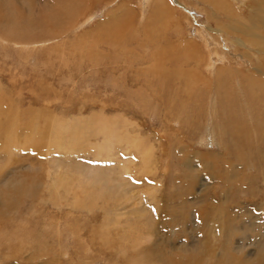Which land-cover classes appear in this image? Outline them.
Returning <instances> with one entry per match:
<instances>
[{
    "label": "rangeland",
    "instance_id": "374dc122",
    "mask_svg": "<svg viewBox=\"0 0 264 264\" xmlns=\"http://www.w3.org/2000/svg\"><path fill=\"white\" fill-rule=\"evenodd\" d=\"M58 1L83 9L68 35L53 37ZM166 1L162 19L153 0H0L4 15L49 31L33 32L47 43L32 45L30 29L17 36L0 27V123L18 140L12 152L0 148V264H264V111L240 112L252 97L236 76L228 108L218 92L199 85L188 95L169 75L193 71L184 44L207 54L202 43L219 30L228 61L215 59L216 68L249 77L264 66V46L247 33H263L264 18L256 0H228L231 15L205 0ZM115 13L109 32L125 31L126 21L128 42L98 45ZM160 65L167 84L148 74ZM257 101L256 110L264 96ZM35 115L43 143L25 145L35 133L11 127ZM124 130L146 141L148 156L129 148Z\"/></svg>",
    "mask_w": 264,
    "mask_h": 264
},
{
    "label": "bare ground",
    "instance_id": "6f19581e",
    "mask_svg": "<svg viewBox=\"0 0 264 264\" xmlns=\"http://www.w3.org/2000/svg\"><path fill=\"white\" fill-rule=\"evenodd\" d=\"M153 1H154L153 4H152L153 11L155 13L159 14V16L163 19L162 14H161V11H163L164 8L166 7L167 1L166 0H153ZM205 1L207 3H210L211 6H213L216 10L221 11V12H224L225 14H229L230 11H229L228 7H225L224 6V3H228L229 6L231 5L232 7H234V5L231 2H229L228 0H205ZM254 3H255V7L258 8V12H259L258 15L259 16L261 15V17L264 18V16H263L264 15V0H256V1H254ZM125 8H126L125 6H122L120 9L122 10V12H124ZM82 9H83V6L82 5L75 4L72 1H68V2H59L58 1V2H56V4H55V10L53 12V15H50V16H53V17H50V18H52V21L54 23L53 24L54 27H49L48 26V30L51 31L52 36L55 37L58 32L61 35H65V36L68 35L70 33V31L74 27V24H75L74 23V20L77 19L79 16L82 15ZM173 9L174 8L172 7V10ZM4 13L7 14L5 12V10L0 9V27H4L6 29L9 28V29H12V30H17L18 31L17 36L21 35L23 33L22 31H28V29H30L29 34L26 36L27 41H34L32 39V37H31V35L35 31H38L39 30V31H43V32H46V33L49 32L48 30L46 31V29H45L47 27L48 23H46L44 21H38V19H34L31 16H30L31 18H28L27 17V18H23L22 19V17L20 16L19 17L20 19L19 18L12 19L11 18V15L10 16L9 15L7 16V15H4ZM51 14H52V12H51ZM231 14L232 13H230L229 15H231ZM120 15H121L120 13H115L112 16V19H109V20L105 21L104 23L108 26V25H110V22L112 21V25H113V23L120 18ZM122 15H123V13H122ZM220 16H222V15H220ZM234 18H236V16ZM125 22L126 21H123V24L126 25L125 31H120L121 29L120 30L116 29V30L112 31L115 34V35L113 34V36H115L114 39L112 38L113 36H111L112 35L111 34V31L109 32V26H108L103 31V33H102V39L103 40L102 41L100 40L101 42L99 41L100 43L98 45H100V44L117 45V44H120V43H122V44L123 43H127L128 41H126V40H128V38L121 37V36L124 35V32L127 31V24ZM150 22L151 23H156V20L154 18H152L150 20ZM167 22H168V20H165V24ZM129 23H131V22H129ZM120 24H122V23L120 22ZM120 24H117V25H120ZM263 24H264V22H263ZM70 28H71V30H70ZM232 28H235V29L237 28V29L242 30L240 26L239 27H234L232 25ZM128 29L131 30L130 27H128ZM235 29H234V31L236 32ZM177 31L178 32L181 31V28H177ZM218 31L217 30H215V32L212 31V35L213 36H211L210 39H207L206 38V40H204V42L202 43V45H206V47H207V51H208L207 54H204L201 49H198L197 48V46H196L197 43L196 42L189 40L190 41L189 43H185L184 45H187V44L190 45V50H188L186 53H187L188 57L193 62V65H192L193 66V71L190 70L189 72H186V73L184 72L185 74L184 73L179 74L178 69H174L173 68L172 71H171V73L169 75H172V77L174 78V81H175L174 84H176L179 87V90L182 91V92L185 90L188 93V95H190L189 93H192V91H194V89L197 88L199 85H200L199 87H205L206 90L211 91L212 94H215L216 95V92H218V96L217 95L216 96L222 102V106H225V104H227V107L228 108H231L232 102L229 100V98L226 97V93L227 92L225 91V88H226V85L228 84L227 80H230V79L233 78V76L234 77L236 76L237 78H239V80L236 81L235 86L237 85V88H239L240 91L247 92V95L250 96V97H252V99L250 101L243 102V107L242 106H239L238 107V109H240V112L241 113L242 112L243 113H249V111L251 110L252 113H261L262 111H264V104H263V106H260L258 110H256L255 108L258 105L257 99H260L262 96H264V66H262V67H261V65L260 66H257L256 72L254 71L255 73H253L252 75H249V77H244V75H242V72H244L243 70H242V72L240 74L238 72L239 71L238 69L232 68L230 66L227 67V68L226 67H220V68L217 67L216 68V65L219 64L217 62H221L222 63L225 60L228 61V58L224 54V51L221 50V48H223L222 45L219 46V40H218V43H217L215 41V39H214V36L219 39V36L221 34H218ZM130 32L133 33L134 31H130ZM147 32H148V30L146 28V33ZM51 33L49 35H51ZM127 33H129V32H127ZM84 34H83V36H87V34H85V35ZM92 34H93V32L91 33V35ZM247 34H248L247 37L250 40H253L255 38L256 39H259L260 38L261 40L260 41H257V42H259L260 45L262 44V46H264L263 45L264 44V38L258 36V35H263L264 32L263 33H260V34L257 33L256 35L251 34V33H247ZM142 35L144 37V41L147 40L149 42H152L151 41L152 40V37H153L152 35L149 34L152 37H149L147 34H143V33H142ZM178 35H179V33H178ZM124 36H126V35H124ZM12 38H13V36H12ZM120 38H122L124 40L121 41ZM59 39H61V38H59ZM16 40H15V42H16ZM44 40L49 41V39H44ZM82 41H84V40H82ZM82 41H81V43H82ZM88 42H89V39H88ZM43 43H47V42H40V41H38V39H36L34 41V43H32V45H35V44L36 45L37 44L43 45ZM94 43H95V41H94ZM153 44H155V43H153ZM255 44H257V43H255ZM23 45H31V44H29V43L26 42V44H23ZM208 45H210V46L211 45L212 46L215 45V46L213 47V49H211ZM157 54H158V52L156 53V55ZM243 57L244 58L246 57L248 59V61L251 62V60H250V54L249 53L246 56L243 55ZM215 59L216 60H219V61L216 62ZM263 61H264V58H263ZM162 69H163V66H161V65L159 66V68L157 66L152 67L151 69H149V73L148 74L152 75V77H154L155 74H157V75H163V78L165 79L166 76L162 72H160ZM200 69H202L201 75H203V77H198L197 75L199 73L196 74V71H200ZM204 69H206L207 71H205ZM211 70H215L214 71L215 72V77L214 76H211L212 78L209 77V75L211 74ZM200 78L203 79V81H199V80H201ZM179 81H181L182 83H180ZM164 82L167 84L168 80L165 79ZM165 83H163V84L165 85ZM213 96L210 99V106L211 107L213 105V100H214ZM2 100L4 101L5 99H2ZM2 100H0V106L2 107V113H4L5 107L3 105V101ZM213 116H215V113H214ZM259 116L263 120V123H264V115H259ZM35 118H36V115L35 116H32L30 118V121H28L25 126L24 125H19L20 122L18 120H16L14 122L13 126L11 127L13 129L17 130L18 129V126H23V128H26V129L29 130L30 135H31V132L30 131H32L33 133H35V134H33V136H31L30 138H28L24 142L25 145H28L29 142L31 141V139H33V138H35V140L36 139H40L41 140V143H43L42 137H44V132L37 131V129H36L37 122H35L36 121ZM210 118H211V120H213L212 117H210ZM256 119H258V116L255 117L253 115L251 117V120H256ZM98 123L104 129V126L106 125L105 121H103L102 119H99L98 120ZM213 123L215 124L214 121H213ZM213 123H212V127H210V128H212V130H217L218 129L220 131L221 128L219 129L217 125H215L217 127L213 126ZM210 124H211V121H210ZM213 127H215V128H213ZM49 130H51V129H49ZM9 132H10V130L9 131H6V129L4 128V125H2L0 123V134L1 135H6V142L5 143H1L0 142V148H2V150L5 151V152H8V151L9 152H12L14 150V148H17L16 145H17L18 140L15 139L16 135H13V134H11ZM124 132H125L126 135L124 136L123 139L125 140V142L128 141V143L130 145V147L128 146L129 148L137 150L141 154L142 157L144 155L145 156H148L149 155V148H148V145H147V143H146V141L144 139L142 140L141 138H139V137H137L135 135H132L130 132H127L126 130H124ZM217 133H219V132H217ZM40 134L42 135V137H41ZM214 135H215V133H214ZM30 147H27V148H30ZM143 152H144V154H143ZM20 185H21V187H24V189L22 190V193H25L27 191H30V187L29 186H27V188H25V184L24 183H21V182H20ZM19 190H20V187H19ZM140 261H142V260L140 259Z\"/></svg>",
    "mask_w": 264,
    "mask_h": 264
}]
</instances>
